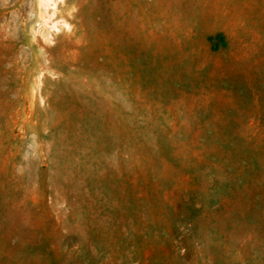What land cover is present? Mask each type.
Wrapping results in <instances>:
<instances>
[{
	"label": "rangeland",
	"instance_id": "rangeland-1",
	"mask_svg": "<svg viewBox=\"0 0 264 264\" xmlns=\"http://www.w3.org/2000/svg\"><path fill=\"white\" fill-rule=\"evenodd\" d=\"M0 264H264V0H0Z\"/></svg>",
	"mask_w": 264,
	"mask_h": 264
},
{
	"label": "bare ground",
	"instance_id": "bare-ground-1",
	"mask_svg": "<svg viewBox=\"0 0 264 264\" xmlns=\"http://www.w3.org/2000/svg\"><path fill=\"white\" fill-rule=\"evenodd\" d=\"M49 1H53V0H45V5H49ZM53 4H54L53 5L54 10H56L57 9V2L54 1ZM59 11L62 12V9H59ZM53 28H57V25L56 24H53ZM48 35H49V33H48Z\"/></svg>",
	"mask_w": 264,
	"mask_h": 264
}]
</instances>
